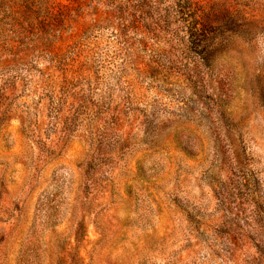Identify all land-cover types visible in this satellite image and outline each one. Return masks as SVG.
I'll return each instance as SVG.
<instances>
[{
    "label": "rangeland",
    "instance_id": "rangeland-1",
    "mask_svg": "<svg viewBox=\"0 0 264 264\" xmlns=\"http://www.w3.org/2000/svg\"><path fill=\"white\" fill-rule=\"evenodd\" d=\"M0 264H264V0H0Z\"/></svg>",
    "mask_w": 264,
    "mask_h": 264
},
{
    "label": "trees",
    "instance_id": "trees-1",
    "mask_svg": "<svg viewBox=\"0 0 264 264\" xmlns=\"http://www.w3.org/2000/svg\"><path fill=\"white\" fill-rule=\"evenodd\" d=\"M9 55H10V54H9ZM12 55H13V56L18 55V53H14V52H12Z\"/></svg>",
    "mask_w": 264,
    "mask_h": 264
}]
</instances>
